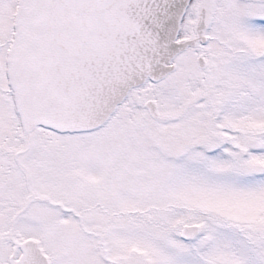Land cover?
Returning a JSON list of instances; mask_svg holds the SVG:
<instances>
[{
  "label": "snow or ice",
  "instance_id": "obj_1",
  "mask_svg": "<svg viewBox=\"0 0 264 264\" xmlns=\"http://www.w3.org/2000/svg\"><path fill=\"white\" fill-rule=\"evenodd\" d=\"M0 264H264V0H0Z\"/></svg>",
  "mask_w": 264,
  "mask_h": 264
}]
</instances>
